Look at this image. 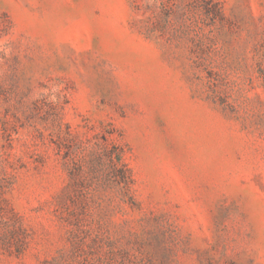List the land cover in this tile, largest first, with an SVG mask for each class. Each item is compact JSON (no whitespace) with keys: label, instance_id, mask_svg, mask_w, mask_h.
Here are the masks:
<instances>
[{"label":"rangeland","instance_id":"obj_1","mask_svg":"<svg viewBox=\"0 0 264 264\" xmlns=\"http://www.w3.org/2000/svg\"><path fill=\"white\" fill-rule=\"evenodd\" d=\"M0 264H264V0H0Z\"/></svg>","mask_w":264,"mask_h":264}]
</instances>
